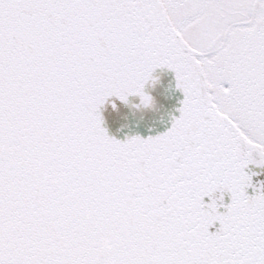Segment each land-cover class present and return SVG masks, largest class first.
<instances>
[{
	"label": "snow or ice",
	"instance_id": "6c2138e0",
	"mask_svg": "<svg viewBox=\"0 0 264 264\" xmlns=\"http://www.w3.org/2000/svg\"><path fill=\"white\" fill-rule=\"evenodd\" d=\"M158 68L178 117L110 137L102 106L151 107ZM249 165L264 0H0V264H264Z\"/></svg>",
	"mask_w": 264,
	"mask_h": 264
},
{
	"label": "water",
	"instance_id": "95a60500",
	"mask_svg": "<svg viewBox=\"0 0 264 264\" xmlns=\"http://www.w3.org/2000/svg\"><path fill=\"white\" fill-rule=\"evenodd\" d=\"M153 76L155 83L145 85L144 89L152 98L151 107H134L139 104V98L135 96H129L127 103L112 97L102 106V127L110 137L120 141L132 136L147 138L161 134L171 127L173 117L179 115L177 109L181 106L183 94L176 87L172 71L158 68ZM113 104L115 108L112 107ZM245 171L250 174L257 173L252 176L254 186L258 182L264 183V168L249 165ZM247 192L251 195L253 189L249 188ZM228 200L225 195V203Z\"/></svg>",
	"mask_w": 264,
	"mask_h": 264
}]
</instances>
